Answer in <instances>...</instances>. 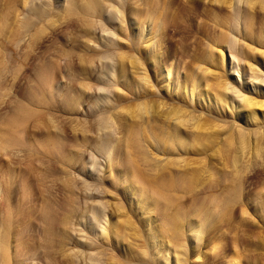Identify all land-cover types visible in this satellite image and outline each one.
Returning <instances> with one entry per match:
<instances>
[{
	"label": "bare ground",
	"instance_id": "6f19581e",
	"mask_svg": "<svg viewBox=\"0 0 264 264\" xmlns=\"http://www.w3.org/2000/svg\"><path fill=\"white\" fill-rule=\"evenodd\" d=\"M30 1L8 0L9 8L5 7V11L7 8L14 9L15 22L25 31H20V34L19 29H14L19 36L32 32L27 41L28 47L38 42L43 32L49 29L46 27V19L51 20V25L54 26L60 18H49L52 10L47 11L46 7L50 4L46 0H39L37 6L30 7V4L27 7L26 4ZM105 1L106 7L101 0H69L65 4L63 10L68 15L105 19L100 25L95 19H83L85 24L82 35L88 40L84 42L83 48H76L78 38H74V35H64V39L59 38L60 48L55 46L57 53L53 56L54 60L47 55L49 59L44 60L45 63L35 72H31L33 82L30 80L32 84L27 88L28 92L23 93L24 99H20L23 101H14L11 109L1 117L0 151L2 149L3 156L4 152L7 155V148H14L31 157H40L44 156V152L50 153L52 147L55 149L51 152L52 156L54 153L58 156L63 168L74 163L73 167L76 164L83 171L87 169V153H84L87 150L89 153L91 151L93 161L90 160V165L95 164V169L102 163L101 158L106 157L103 168L105 175L101 178H108L110 183L105 187V183L100 185L98 181V185L96 179L92 178L89 184L87 181L85 183L89 185L90 193H98L100 186L104 194L118 195L121 192L123 196L133 199L134 203L127 209L122 204L114 203L112 206L117 219H104L108 224L103 225L100 232L106 240L107 237L111 240L113 236L118 238L116 240L125 237L132 248L142 247V250L139 252L138 249L140 255H134L135 249L129 247L125 255L116 257L112 248L110 249L114 254L110 256L106 255L109 254L106 252L109 249H98V253L107 256L105 263L158 264L157 258H161L166 264H187V250L190 257L198 259L202 245H211L213 251L218 249L217 243L224 229L233 228L237 232L238 227H207L211 223L209 216L217 213L220 217V214L224 216L239 209L242 217L246 212L240 203L244 198L245 193L242 192L248 182V175L255 174L257 183L262 182L264 177V0H208L211 5L217 4V9H209L208 3L204 5L207 0ZM50 8L54 6H48V10ZM106 8H109L108 15L103 18V10ZM20 14L23 16L19 17ZM36 23H42L43 26L39 25L42 28H37ZM33 26L37 28L35 33V29L31 31ZM96 29L101 31L100 36L92 35V31ZM176 35L180 36L181 41L175 40ZM12 38H7L8 42L0 37V63L5 61L3 57L8 53L27 69L29 63L20 57L18 46L10 43ZM165 40L179 41L181 45L175 52L166 51L162 49ZM163 60L168 62L164 68L166 77L170 75L174 60L185 64L182 96L179 95L178 100L173 96L178 77L173 89H166L164 92L168 94V98L161 95V92L158 93L161 96H158L152 89L155 83L151 84L150 70L156 65L161 68ZM1 66L3 67V63L0 68ZM55 68L58 71L57 86V82L54 83L56 76L53 78ZM107 71H113L110 72L113 74L111 78ZM111 82V86L117 88L113 93L110 91L112 97L105 100L103 86ZM158 89L156 92H159ZM3 100L0 98V105ZM168 100L172 101L170 107L162 111L169 103ZM11 104L13 103L10 102ZM79 109L84 115L83 119L77 120L73 115V118H68L70 116L61 113L77 114ZM67 118L75 137L69 148L65 141L73 135L66 138ZM112 123L117 125L114 135L117 133L119 136L116 138L110 132ZM92 134L95 136L92 137ZM17 155L19 154L15 158L9 155L11 160L7 159V166L10 164L8 160L15 159L20 169H24L26 157L24 160L21 157V161L16 159ZM88 157L91 158L89 154ZM32 164L31 161L30 165ZM28 165L27 163L26 166ZM16 170L9 167L0 176V203L5 205L0 211V264H20L23 261L21 258L29 253L28 249L21 247L19 237H16L15 249H11L19 217L24 211L25 218L30 205H27L28 201L36 191L28 178L29 171L27 176L25 171ZM40 170L35 177L38 185L44 180V172ZM63 172L66 173L65 170ZM64 182L68 193L71 192L70 183H66V180ZM108 186L111 188H107ZM49 199H45L43 211L52 204ZM70 204L72 205L71 201ZM48 210L51 211L49 208ZM48 210L43 215L40 212L45 222L53 221L54 218ZM134 211L144 215L146 232L139 229L138 224L132 220ZM70 212L72 215L73 211ZM193 215L200 216V222L192 220ZM66 216L62 222L70 226L72 219H69L68 213ZM96 219L98 221L97 217ZM24 222L21 232L17 231L18 235L24 231ZM205 222L206 225H203ZM259 229L262 235L264 227ZM206 233L210 234L208 241L205 237L209 234ZM241 233L247 239V245L253 244L255 249H261L250 260V263L257 264L258 258L264 259V238L257 243L255 232L247 227ZM189 238L195 243L187 248L186 240ZM96 242L94 244L98 245ZM182 247L187 248V253L179 251ZM141 252L142 255L149 253L141 256ZM226 262L240 264V253L233 250Z\"/></svg>",
	"mask_w": 264,
	"mask_h": 264
},
{
	"label": "rangeland",
	"instance_id": "374dc122",
	"mask_svg": "<svg viewBox=\"0 0 264 264\" xmlns=\"http://www.w3.org/2000/svg\"><path fill=\"white\" fill-rule=\"evenodd\" d=\"M7 1L8 0H2V1L0 0V20L2 21V22L0 21V26H1L0 27L1 28L0 29V32H1L0 33V37L2 36V38L6 39V40H8L7 38H12L13 37L12 39H10V41H11L10 43H12L14 46L15 45L18 46V48H19L18 53L20 51V53H19L20 57L25 59V61L29 63V66H28V68H27L28 70H27L22 64H20L18 59L14 60V59H12V57L9 56L8 53H5L6 56L4 55L5 57H3V60L5 59V61L2 60L4 68L2 66L0 68V74H2V72H3L2 76H0V78L3 79V80L0 79V83H2V84H0V87H1L0 98H1V100L4 99L3 103H1V105L2 104H4V105H2V106L0 105V107H1L0 108V121H1V117L4 116L5 113H7V110L9 111L11 109L10 106H13L15 104L14 101L15 102H22L23 101V99H24L23 96H25L23 93L25 92V94H26L28 92L27 88L29 89L30 88L29 85H31L32 82H33V80H32L33 76H31V74H32L31 72H35V70L39 69L45 63L44 60H48L49 57L53 59V56L56 55V53H57L56 47L60 48V46H61L58 43L60 41V39H64L65 36L74 35V38H78L77 42L79 43V45H78V43L75 42V45L77 46L76 48L78 49L79 46L83 48L84 42L88 41L87 37L82 35V31L84 29V24H85L83 22V19H84V21H86V19H88L89 21L95 19V20L98 21V23L100 25V22H103V20L105 19L104 17H106L108 15L107 11L109 9V8H106L105 10H103V18L104 19H101V18L96 19L95 17L91 18V16L83 18V17H81V15H72V14L68 15V14H66L64 12V10H63L65 8L64 6H66L65 4H67V2L69 0H46V2H48L50 4V5H48L49 7H51L52 5L54 6V8H52V9L50 8L49 10H48V6L47 5H46L47 7L45 6L47 11H49V12H50V10L53 11V12L51 11L50 12V16L47 15L46 18H48V16H49V18H53V19H55V18L58 19L60 17L59 18L60 20L58 19L57 23H55L56 26L55 25L53 26V25H51V20H48V19L45 18L46 19L45 23H46V25H48L46 27H48L49 29H46V32H43L42 36L40 37L41 39L39 38L38 42H36L32 47H28L27 46V43H28L27 41L29 39V36L32 35V32H27V34L19 36L21 34L20 31H22V33H23L24 29L20 28L18 26V24L15 22L16 18H15V14H14L15 12L13 11L14 9L13 8L12 9L10 8V10L8 9L9 7L7 6V3H8ZM31 1L28 4H26L27 7L30 6V4H31L30 7H34V5L37 6L38 3H39L38 2L39 0H35L36 3H35L34 0L32 2ZM101 1L105 3V4L104 3L103 4L106 7V1L105 0H101ZM181 1H186V0H181ZM51 2H53V3H51ZM5 3H6V5H5ZM207 3H208V0L204 2V5L207 4ZM32 4H33V6H32ZM208 5H210L208 7L209 9H211L212 7H213L212 9H214V8L217 9V6H218L217 4L211 5L210 3H208ZM6 6L8 7L7 8L8 10L6 9V11H5V7ZM55 9H56V11H55ZM102 9H104V8H102ZM57 10H59V11H57ZM8 11H9L10 14L7 13ZM11 11H13V12H11ZM60 11H61V13H60ZM5 13H7V14H5ZM56 13H59L61 16L59 14L57 15ZM9 15H10V17H9ZM21 16H23V14H20L19 17H21ZM67 17H70V18H67ZM61 20L64 21V22H61ZM3 22H4V24H3ZM117 22H119V21H117ZM47 23H49V24H47ZM40 24H42V23H39L38 25L36 23V27L39 28V29L42 28V27H39ZM13 25H14V27H13ZM16 26H18V27H16ZM34 26L31 29V31L35 29L33 31V33H35V31L37 30V28L36 27L34 28ZM41 26H43V24ZM11 27H12V29H11ZM14 29L16 31H18L17 29H19L18 33H20V34H18ZM11 31H12V33L14 31V33H13L14 35L13 36H11L12 33L11 34L9 33ZM110 31L114 32L111 29H110ZM69 32H71V33L69 34ZM24 33H25V31H24ZM100 34H101V31L98 32L97 29L94 32L92 31V35H94V36H96V35L100 36ZM7 36H10V37H7ZM22 36L25 37V38H23ZM16 37L19 38V39H17ZM85 38H86V40H85ZM174 38H175V40H179L180 36L176 35ZM17 40L19 42H17ZM179 41H181V39ZM179 41L178 42H176V41L175 42H170V41H166L165 40L162 43V46H163L162 49L163 50L165 49L166 51H170V52H175V49L178 46L181 45V43H179ZM8 42H9V40H8ZM57 43H58V45H57ZM81 43H82V46L80 45ZM25 45H26V48H24ZM53 50H54V52H53ZM47 51H49V52H47ZM19 54H17V55L19 56ZM23 54L24 55L26 54L25 58H24ZM16 60L18 61V63H17ZM164 61L165 60H163V62H162L161 68H160L159 65H156V66H153L152 69L150 70L151 71L150 72V74H151L150 75L151 76L150 77L151 84L155 83L153 85L154 88L152 87V89L154 90V92L158 96H161L163 94L165 96L166 95L168 96V94L167 93L165 94L164 92L166 91V89H170V88L173 89L174 83L176 82L177 77H178V84L176 85V88L174 87V92H173V96L178 100V98L180 96H182V93H181L182 92V88H183L182 80H183V76H184V72H185V64H183V62L180 64L177 60H174L173 61V65L170 68V75L168 77H166L165 76L166 70H164V68L166 67L165 65L168 64V62L167 61L164 62ZM240 62H241L240 64H242V60ZM2 63H0V65ZM23 68H25V69H23ZM110 72L112 73L113 71H109V73ZM56 73H58L57 68H55L54 74H53V78H54V75L56 76L55 79H54L55 80L54 83L57 82V78H58ZM107 73H108V71H107ZM109 73H108V76H109ZM112 75L113 74H111L109 76V78H111ZM30 80H32V82ZM111 84H112V82L109 85H107V86H103L104 93H105L103 95L105 97V100H108V98H111L112 97V93L114 92V89L117 88L116 86H114L115 88L112 87ZM57 85H59L58 82L56 83V86ZM155 85H156V87H155ZM3 87L6 88V90L3 89ZM107 87H109V88H107ZM157 88H159L158 89L159 92H156ZM8 89L9 90L11 89V92H9ZM25 90H27V91H25ZM7 91L9 92L8 94H7ZM160 92H161V95L158 94ZM3 93H5V95ZM106 93H108L109 95H107ZM22 97H23V99L20 101V99ZM9 101L11 103H13V104L10 105ZM167 102H169V103L166 106H164L162 111H165L168 107H170V105L172 103V101H170V100H168ZM61 113L64 116L65 115L66 116L67 115L70 116V117L67 116L68 118H71V117L73 118V116H75L74 118H76L77 120L79 118H81V119L84 118V115H83V113L81 112L80 109L78 110L77 114H64L63 112H61ZM68 118H67V122H66L68 124H65L66 135L68 136V137L66 136V138H70V136H69L70 134H71V136L73 135L72 138L68 139L69 142L67 140L65 141L66 144L68 145L67 147L69 148L70 145H72V143H73L72 140L75 137H74V133L71 131V122L70 121L68 122ZM73 124H75V123H73ZM69 125H70V127H69ZM110 125L112 127L110 129V132H113V135H114V132L117 131L116 130L117 129V125L114 124V123H112ZM68 132H69V134H68ZM87 134L89 136H91L90 132H87ZM93 135L95 136V134H92V137H93ZM116 136L118 137L119 135L117 133H115L114 137L116 138ZM79 137H81V136H79ZM70 141H71V143H70ZM7 149L9 151V152L7 151V155H6V152H4L3 156H2V149L0 151V154H1L0 155V162H1L0 166H1V164H3L2 168L0 167V176L9 167L16 168L17 172L18 171L19 172L20 171H23V172L25 171L26 175H27V172L29 171L30 174L28 173V175H30V176H28V175L27 176H28L29 180L32 181L31 183L34 185L33 188L36 187V189L34 188V190H36L35 194H33V191H32L33 196H31V198L28 201L27 205H29V203H30V205H29L28 212L25 213V215H26L25 218H24V213H23L24 211L22 212L23 214L21 213V215L19 217L20 221H18V225H16L17 227H15V233H14L15 240L11 244L12 246L14 244V246L11 247V249L12 250L15 249L16 243H17L16 242V240H17L16 237H19V238L22 239V240L20 239L21 247H23V249H28L29 253L31 251L30 256H29V253H28L23 258H21V260H23V261H20V264H22L23 262H24L23 264H106L105 263V260H106V257H107L106 255L110 256V255H112V253L114 254V252H112V251H115L116 254H114V255L117 257V256L125 255L126 252H127V249L129 247L132 248V245L130 246L129 240H126L125 237H124L125 239L123 237H120L119 240H116L118 238H116V236L115 237L113 236L114 238L112 237L111 240H109L108 237H107V240H106V238L102 237V236H104L103 233L100 232V231H102V229H101V228H103L102 226L103 225L107 226L106 224H108V223L104 222L105 221L104 219L107 220L109 218L110 220L112 219L113 221L117 219L116 213L113 211V206H112V205H114V203L122 204L124 208L126 207L125 209H127L130 204L134 203L133 199H131L129 197H126V196H123V194L121 192H119V191H118L119 192L118 195L115 194V193H114V195L104 194V192H102L103 189H101L100 186H99V190H97L98 193H96L95 195L90 193V189L88 188V186H89L88 182L92 181V178L96 179L97 184H98V181H99V184L100 183L101 184L105 183V185L102 184L105 187H106V185H109V183H110L109 181H107L108 178L107 179L106 178L105 179L101 178L102 176L104 177V175H105V172L103 171V168L105 167L104 165H105V163L107 161L106 157H105L106 159L104 157L101 158V160H102L101 162L102 163L99 164V166L100 167L102 165L103 166L100 168L97 165L96 169H95V167H94L95 164L91 163V165H90V160H92L91 151L89 153V150H87V151L85 150L86 152H84V153H87V154H85V162H87L85 166L87 167V169H85L83 171V169L80 167L82 169L81 170L78 166H76V164L74 165L75 167H73L72 165L74 163H71L68 166L65 165V167L63 168V163L59 162L60 159L58 158V156H56L55 153L53 155L54 157L52 156L53 153H51V152L53 150H55V149H52V147H51V152H50L51 154L47 151L49 149V148H47V150H46L47 153L46 152L42 153V154H44V156L40 155V157L39 156L37 157V155L36 156L32 155V157H31V156L27 155L24 151H21L20 149L19 150L18 149L16 150L14 148L13 149L10 148V150H9V148H7ZM83 149H84V147H83ZM11 150H13V153H12ZM3 151H6V150H3ZM49 151H50V149H49ZM14 154H15V156H14ZM16 154L20 155V157H19V155H17L18 158H16V159H18V160L20 159L21 161H22L23 158L26 157L25 158L26 159L25 165L23 166L25 170L22 169V167L20 169V166H18V163H16L15 159L12 160L13 162L15 161L14 162V163H16L15 165H12L14 163L12 161H9V160H11V156H9V155H12L15 158ZM88 154L91 157L90 159L88 157ZM21 157H22V159H21ZM28 157H30V158H28ZM35 157H37V158H35ZM3 158H4V160H3ZM7 159H9L8 162L12 166L10 164H9V166H7L8 165ZM18 160H17V162H18ZM31 161L33 163L32 166L30 165ZM27 163L29 164L28 165L29 167L26 166ZM60 163H62V164H60ZM4 166H5V168H4ZM40 166H42V168ZM88 166H90V167H88ZM66 167H68L69 170H67L68 168H66ZM97 167H99V169ZM40 168H41V170H40ZM48 168H49V170H48ZM39 170L41 172H44V174H45L44 175L42 173L43 174V179L45 180V181L43 180V182L41 183L42 185L41 184L38 185L37 184L38 181L35 178L40 173ZM61 170H62V172H61ZM64 170H65V172L67 174L63 172ZM57 172H58L59 175L57 174ZM46 173H47V175H46ZM32 174H33V176H32ZM254 175L255 174L248 175V182H246L245 189L243 187V192L242 193H245V194H243L244 198H242L243 200H242V203H240L241 204L240 206H242V205L244 206L243 208L245 209L246 213L242 217L240 215V212H239L240 210L239 209L238 210L235 209V210L227 213V215H224V216H221V214H220V217L217 216V213H213V214H211L209 216V221H211V223L207 227H209V226L210 227L211 226L212 227H238V229L236 230L237 232H235L233 228H232V230H231V228L230 229H224V233L220 236V238L218 240V243H217L218 249L213 251L211 249V245H208V244L202 245L201 251H200L201 252V256L198 259L195 258L194 256L190 257V252L187 250V248L189 246H191L195 242L192 241V238L191 239L190 238L187 239L186 240V244H187L186 247L187 248L184 249L182 247L184 250L182 248L179 249V251L182 250V252H184V253L188 252L187 254H188V257H189L188 258L189 261L187 260V264H226L227 263L226 261L229 259L231 252L233 250H235V249L241 255L240 264H254V263H250L251 262L250 260L252 259L251 257L256 255V252H259L261 249L260 250L259 249H255V246H253V244L247 245L246 244L247 243V239L244 238L242 236V233H241L242 230L247 227L248 229H252V231L255 232V234L257 236V240H256L257 243H260L262 241V239L264 238V233H262V235H261V229H259V227H261V226L264 227V177H263L262 182L259 181L257 183L256 182L257 179H255L256 177ZM30 177H31V179H30ZM69 177H71V179L73 178L72 181H70L71 179ZM74 177H76V178H74ZM67 178H69V179L67 180ZM84 178H85V180H84ZM251 179H252V182H249V180L251 181ZM63 180L64 181L66 180V183L67 182L70 183L71 192H69V193L72 194V192L74 193V191H75V194L74 195L72 194L73 196L68 193V188H67V186H65V182ZM86 181H87L88 184H85ZM32 184H31V186H32ZM107 188L110 189L111 187L108 186ZM248 188H250V190ZM41 189L44 190V191H41ZM97 189H98V187H97ZM248 190H249V192L247 194L246 192ZM118 192L116 191V193H118ZM243 195H242V197H243ZM114 196H115V198H114ZM71 197H72V199H71ZM49 198L51 199V202H52L53 206H52V204L49 205V207L47 206V209H45L44 211L46 212V210H48V208L51 209V211L48 210L47 212L48 213L51 212L52 214L51 213H49V214L51 216H53L55 219L53 218V221L51 220L50 222H45L43 220V217H42V215L44 213V211H43L44 205L43 204H45V199L48 200ZM69 198H70V200H69ZM56 200H57V202H56ZM67 200H69L68 204H66ZM70 201L72 202V205L70 204ZM48 202L50 204V201H48ZM73 202H75V204H73ZM47 203H46V205H47ZM2 204L3 203H0V211L3 209V207L5 208V205L4 204L2 205ZM69 205H71V206H69ZM54 206H55V208H54ZM58 206H59V208H58ZM72 206H74V207H72ZM45 208H46V206H45ZM25 210H26V208H25ZM69 211H73L72 215H71V212L69 213ZM40 212L42 213V215L40 214ZM137 212L138 211H134L133 212V215H132L133 219L132 220L135 221L136 225L138 224L137 226H139V229L141 228V230L143 229V231H145L144 230V225H143L144 215H140ZM67 213H68V215L72 216V218H70V216H68L69 219H72V221L70 223L68 222L69 224H71L70 225L71 227L68 226L67 224L64 225V223L62 222L63 219H64L63 217H67L66 216ZM98 213H100V214L102 213V214L98 215ZM103 213H105V214H103ZM93 214H95V216H93ZM21 216H23V217L21 218ZM59 216H61V217H59ZM98 216L99 217L101 216V217L99 218ZM96 217L98 218V221H97ZM191 217H192V220H195V221L199 220V222H200V219H199L200 216L193 215ZM219 218H221V219H219ZM223 218H224V220H223ZM243 218H244V220H243ZM41 219L43 220V222H42ZM210 219H212V220H210ZM26 220H27V222H26ZM73 220H74L75 224H74ZM60 221H61V223H60ZM76 221H77V224H76ZM23 222L26 225L28 224L27 225L28 227L26 225H23L24 226L23 229L26 232L24 233V231H23L22 234L19 233V235H18L17 231L21 232L20 229H22V223ZM97 222H98V224H97ZM47 223H49V224H47ZM50 223H51V225H50ZM31 224H32V226H31ZM203 225H206V222L203 223ZM19 226L21 228H19ZM72 227H74V228H72ZM69 234H70V236H69ZM205 235H204V237H205ZM209 236H210V234L205 237L206 241H208L207 238ZM93 239L95 240L94 242L92 241ZM96 240L100 244V246H99V244L98 245L94 244L96 242ZM122 240H124V241H122ZM125 240L127 242H125ZM112 241H113V243H112ZM127 243H128L129 246L127 245ZM93 246H95V247H93ZM138 247H140V246H138ZM31 248H32V250H31ZM105 248L109 249V251L108 250L106 251V252H109V254L106 253V255H105L106 257H104L102 254L98 253L99 251H97L98 249L99 250L100 249H102V250L104 249V251H105L106 250ZM110 248H112V251H111ZM141 248L142 247L137 248L136 246L134 248V246H133L132 249L133 250L135 249L134 250V255H135V253L136 254L138 253V249H140L139 250V252H140L142 250ZM186 250H187V252H186ZM142 253L143 252H141V256H143V255L145 256V255H148L149 252L147 254L145 253L143 255H142ZM138 254L140 255V253H138ZM187 254H185V256H187ZM183 255H180V256L182 257ZM31 256L33 258H31ZM146 258H147V256H146ZM157 261H158V264H166V263L162 262L161 258H157ZM263 262H264L263 258L262 259L258 258L257 264H263ZM137 263L141 264L140 262H137Z\"/></svg>",
	"mask_w": 264,
	"mask_h": 264
}]
</instances>
